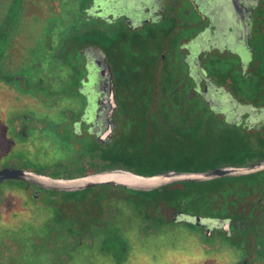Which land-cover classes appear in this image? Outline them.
I'll return each mask as SVG.
<instances>
[{
    "label": "flooded vegetation",
    "instance_id": "af4514ba",
    "mask_svg": "<svg viewBox=\"0 0 264 264\" xmlns=\"http://www.w3.org/2000/svg\"><path fill=\"white\" fill-rule=\"evenodd\" d=\"M4 170L0 264H264V0H0Z\"/></svg>",
    "mask_w": 264,
    "mask_h": 264
},
{
    "label": "rangeland",
    "instance_id": "374dc122",
    "mask_svg": "<svg viewBox=\"0 0 264 264\" xmlns=\"http://www.w3.org/2000/svg\"><path fill=\"white\" fill-rule=\"evenodd\" d=\"M129 231L131 232V230ZM179 232L175 233V235H169L168 237H161V238L150 237L149 239L141 240V242L139 243L140 247L136 246L134 247L135 248L134 250L136 253L139 252L144 255H151L154 253L153 255H156L157 260H159L158 256L161 257L163 254L166 257L170 255L169 258H171L173 255H176L173 253L174 251H172L171 248L175 246L177 247L182 246L183 248H187L190 245L188 238H186L187 235L185 236L184 234ZM141 248L142 250H140ZM166 249H170L167 250L169 252H167Z\"/></svg>",
    "mask_w": 264,
    "mask_h": 264
},
{
    "label": "water",
    "instance_id": "95a60500",
    "mask_svg": "<svg viewBox=\"0 0 264 264\" xmlns=\"http://www.w3.org/2000/svg\"><path fill=\"white\" fill-rule=\"evenodd\" d=\"M232 172H233L232 170H228V169H219V170H213V171L201 173V174H185V175H182L181 177H183L185 179H190V180L206 179V178H210V177H213L216 175L227 174V173H232ZM11 177H19V174L17 172L15 174V172L9 171V170L0 171V182L5 178H11ZM92 182H93V180H92ZM153 182L158 183V180L156 179V181H153ZM78 183H85V182H84V180L69 182V184L72 185L71 187H77L76 184H78ZM136 183L140 184L141 182L138 180L137 181L135 180L134 184H136Z\"/></svg>",
    "mask_w": 264,
    "mask_h": 264
}]
</instances>
